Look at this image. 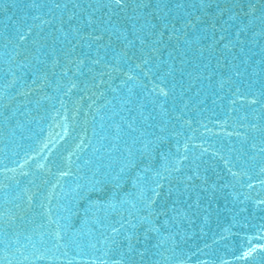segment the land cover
Wrapping results in <instances>:
<instances>
[{
    "label": "water",
    "instance_id": "1",
    "mask_svg": "<svg viewBox=\"0 0 264 264\" xmlns=\"http://www.w3.org/2000/svg\"><path fill=\"white\" fill-rule=\"evenodd\" d=\"M0 264H264V0H0Z\"/></svg>",
    "mask_w": 264,
    "mask_h": 264
}]
</instances>
